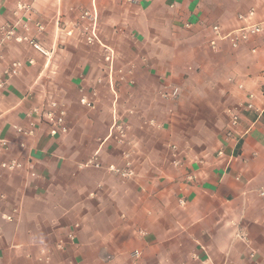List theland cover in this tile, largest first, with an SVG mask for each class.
I'll return each instance as SVG.
<instances>
[{
    "label": "crops",
    "instance_id": "obj_1",
    "mask_svg": "<svg viewBox=\"0 0 264 264\" xmlns=\"http://www.w3.org/2000/svg\"><path fill=\"white\" fill-rule=\"evenodd\" d=\"M18 3L48 57L4 39ZM249 8L264 16L260 0H0V264H264V32L220 37Z\"/></svg>",
    "mask_w": 264,
    "mask_h": 264
},
{
    "label": "built area",
    "instance_id": "obj_2",
    "mask_svg": "<svg viewBox=\"0 0 264 264\" xmlns=\"http://www.w3.org/2000/svg\"><path fill=\"white\" fill-rule=\"evenodd\" d=\"M263 4H264V0H260ZM31 9L30 4L28 3H18L16 5V10L14 12V18L11 22L7 23L3 28H2V35L4 37V39L7 40H11L14 39L17 42H25L27 43L29 46H31V48L38 54L48 57L49 53L46 49L43 48L42 45H40L37 41H35V39L33 37L30 36V27H29V21L25 20L22 21V17L26 16L29 11ZM22 12V17L19 16V13ZM255 15V9L254 8H249L247 10V12L245 14H237V20L239 22H241L242 24L235 30L230 31L224 35H221V39L223 40H227L229 42V44L231 45L232 48H238L241 44L247 42L251 37L257 36L261 33L264 32V16L260 18V20L258 22H253L252 18ZM84 17H90L91 14H89L87 11L84 12L83 14ZM28 19V17H26ZM20 30L22 32V34L18 35L16 34V31ZM37 30H42V27L37 25ZM212 31L215 33H219V27L218 26H213L212 27ZM90 41V40H89ZM262 44L264 45V37L261 39ZM211 45L213 46L214 43L212 42ZM30 63L32 62V60L29 61ZM13 68H17L19 67V62H15L12 64ZM262 77L264 80V67L262 70ZM4 87V81L3 79L0 77V88ZM261 94L262 97L264 99V82L261 86ZM161 97L163 99H166L168 97L167 94H161ZM252 96L249 95V98H251ZM87 106H90L91 104H87L85 103ZM247 109H252L253 106L252 104H247L246 105ZM37 110L34 109L33 112H36ZM65 116V112L62 110L60 111V117L58 118V122H62L63 121V117ZM46 117L48 119H54L52 112H47L46 113ZM150 125H156L152 120L149 121ZM237 124V118L235 116H232L230 119V127L234 128V126H236ZM156 128H159L158 125H156ZM110 129L114 130L117 133V136L119 138V140L121 141L124 138V132H123V128L120 125H116V123L113 121L110 125ZM23 134L27 135V136H31L33 135V123L29 122L27 129L22 130ZM228 135H231L230 133H228ZM169 148L172 151H176V146L173 144L169 145ZM173 164L174 166H178L179 162L177 160H173ZM18 167V163L15 160H11L9 162H3L1 163V168L3 169H8V170H14ZM108 171L119 175L121 178H129L132 177L134 175L132 166L129 162H127L125 164V166L123 168H116L114 166H109L108 167ZM16 209L13 208L10 214H4L2 215V217L7 220V221H11L13 219L14 214H16Z\"/></svg>",
    "mask_w": 264,
    "mask_h": 264
}]
</instances>
